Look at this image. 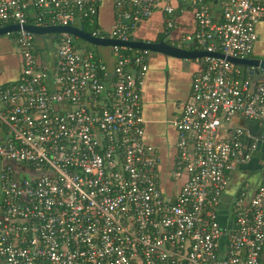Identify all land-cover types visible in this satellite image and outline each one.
Masks as SVG:
<instances>
[{
	"label": "built area",
	"instance_id": "obj_1",
	"mask_svg": "<svg viewBox=\"0 0 264 264\" xmlns=\"http://www.w3.org/2000/svg\"><path fill=\"white\" fill-rule=\"evenodd\" d=\"M101 1L33 0L34 24L96 22ZM113 1L112 28L92 35L130 39L136 23L159 9L166 29L175 27L170 0ZM183 1L196 27L171 45L249 57L264 0ZM209 3L219 7L218 19ZM27 7L0 0V26H20V76L0 85V264H264V162L250 196L245 182L227 205L221 200L230 173L257 148V134L231 123L264 122V79L226 58H196L189 98L172 119L169 197L159 152L144 141L148 52L110 46L116 60L108 82L107 64L60 33L49 75L35 35L22 28Z\"/></svg>",
	"mask_w": 264,
	"mask_h": 264
},
{
	"label": "crops",
	"instance_id": "obj_2",
	"mask_svg": "<svg viewBox=\"0 0 264 264\" xmlns=\"http://www.w3.org/2000/svg\"><path fill=\"white\" fill-rule=\"evenodd\" d=\"M28 3L27 15L34 17L35 10L33 0ZM175 13V27L166 29V14L155 10L150 16L139 20L131 32L130 38L155 41L161 36L165 42L177 41L183 35L191 33L196 27V19L193 9L183 0H170ZM209 12L214 19H218L221 12L217 5L209 3ZM116 8L113 0H102L98 5L95 21L102 33H108L115 22ZM257 39L250 58H264V15L256 23ZM53 34L35 35V53L43 65H53L56 52V38ZM77 47H85L86 42L78 43ZM106 47V46H104ZM107 55L99 52L96 46L92 50L108 66V73H112L115 64V54L109 46ZM193 49V48H191ZM184 62V63H183ZM200 61L194 59H179L166 56L161 53H149L148 67L142 78L141 113L144 119V141L156 147L159 152L160 172L163 179L162 188L166 190V196H173L175 185L171 178V170L175 163L176 131L172 119L181 113L182 105L188 100L190 94L191 78L199 68ZM254 79L264 78L263 73L251 72ZM104 79L108 82L113 81ZM20 76V61L17 53L14 35L7 33L0 35V85L9 84L18 80ZM232 127H246L259 135L258 153L246 167L233 170L230 180L224 189L221 200L223 203L232 201L236 196V187L247 182L248 195L250 196L257 186L260 177V168L264 162V122L257 124L251 121L235 119Z\"/></svg>",
	"mask_w": 264,
	"mask_h": 264
},
{
	"label": "water",
	"instance_id": "obj_3",
	"mask_svg": "<svg viewBox=\"0 0 264 264\" xmlns=\"http://www.w3.org/2000/svg\"><path fill=\"white\" fill-rule=\"evenodd\" d=\"M163 6V4H161ZM162 12L160 9L158 10ZM20 26L18 24H7L4 26H0V35H4L7 33L15 32L19 30ZM23 29L33 33L34 35H44V34H60V33H66L68 35H71L73 37H76L90 45L93 46H119L124 47L128 49L135 50H144L149 53H161L166 56H171L179 59H191L194 60L196 58L204 57V56H216V57H222L226 58L231 63L240 66V67H249L252 68V72L255 73H263L264 74V58H237L225 55L221 52H210L207 50H199L196 48L193 49H185L183 47H176L174 45H171L167 42H165L163 39L155 40V41H145V40H138V39H117V38H111V37H99L94 36L90 32L84 31L79 25H59V24H50V25H38L34 23H27L22 26ZM133 51V52H134ZM49 71V75L52 74V66L47 67ZM112 74L107 75L106 79L112 78ZM264 79V78H260ZM245 129H248L246 127H243ZM258 136V135H257ZM261 139L259 138L258 145L260 143ZM257 145L256 150L253 152L252 159L255 158L257 155V151L259 149V146ZM251 159V161H252ZM250 161V162H251ZM249 164V163H248ZM247 164V165H248ZM247 165H244L243 167H246ZM227 205V203H224V206Z\"/></svg>",
	"mask_w": 264,
	"mask_h": 264
},
{
	"label": "trees",
	"instance_id": "obj_4",
	"mask_svg": "<svg viewBox=\"0 0 264 264\" xmlns=\"http://www.w3.org/2000/svg\"><path fill=\"white\" fill-rule=\"evenodd\" d=\"M27 9H28V8H27ZM36 18H37L36 16H35V17H29V16H28V22H29V23H35V22L37 21ZM43 19H44L43 22H47V21H46V19H47L46 16L43 17ZM79 26H80L84 31H87V32H91L94 28H98L96 22H90V21L87 20V19L81 21L80 24H79ZM11 34L14 35L15 33L13 32V33H11ZM59 35H60V34H53L52 36L54 37V40H55V38L57 39V38L59 37ZM73 38H74V40H75V43H76V42H78V43H80V42H81V43H84V41H82V40H80V39H78V38H76V37H73ZM161 38H162V36H161L158 40H160ZM79 40H80V41H79ZM166 42L170 44V41H169V40H167ZM195 45H197V44L194 43V44H193V48H195ZM92 47H93V45H90V44L87 43V45L85 46V49H92ZM185 47L191 49L192 46H189V44L187 43V44L185 45ZM133 51H134L133 49H124V52H126V53H131V52H133Z\"/></svg>",
	"mask_w": 264,
	"mask_h": 264
},
{
	"label": "rangeland",
	"instance_id": "obj_5",
	"mask_svg": "<svg viewBox=\"0 0 264 264\" xmlns=\"http://www.w3.org/2000/svg\"><path fill=\"white\" fill-rule=\"evenodd\" d=\"M96 47H97V49L99 50L100 53L107 55V57L109 56V54H107V52L109 51L108 47H104V46H96Z\"/></svg>",
	"mask_w": 264,
	"mask_h": 264
},
{
	"label": "flooded vegetation",
	"instance_id": "obj_6",
	"mask_svg": "<svg viewBox=\"0 0 264 264\" xmlns=\"http://www.w3.org/2000/svg\"><path fill=\"white\" fill-rule=\"evenodd\" d=\"M188 44H189V46H192L191 48H193V42H187ZM187 43H185V44H183L184 46H183V48H185V49H190V48H186L185 47V45L187 44ZM256 134V133H255ZM258 135V134H257ZM259 136V135H258ZM260 138V137H259Z\"/></svg>",
	"mask_w": 264,
	"mask_h": 264
}]
</instances>
